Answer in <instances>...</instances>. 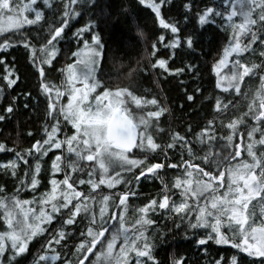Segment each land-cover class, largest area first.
Wrapping results in <instances>:
<instances>
[{"label": "trees", "instance_id": "16d2710c", "mask_svg": "<svg viewBox=\"0 0 264 264\" xmlns=\"http://www.w3.org/2000/svg\"><path fill=\"white\" fill-rule=\"evenodd\" d=\"M150 2L151 0H146L145 3L140 4L139 0H76V4L69 6L77 14L70 15L68 26L64 28L61 37L54 41L56 55L52 57L51 64H41L40 60L46 58L47 52L52 49L49 47L45 53H41L40 49L46 45L47 39L51 38L49 29L60 27L64 4L69 3V0H48L47 5L44 0H40L35 5L43 13V19L40 22L28 25L21 30L0 33V44L7 39L11 45L0 48V116L5 117L4 120H0V144L5 146L0 152V199L8 202L15 196L20 201H28L32 207L39 210V201L44 198V195L52 192L51 181H62L65 173L70 172L65 165L75 157L67 151V146L62 144L61 148L57 149L43 145V140L48 139L46 130L50 132L52 125L57 124V121H59V131L53 139L63 141L74 134L75 129L59 114V105H66L68 102L64 70L68 64H75L77 61V56H73V53H79L85 49V42L89 47L93 46L92 36L98 35L103 45V57L98 63L95 75L102 87H98L93 96L99 95L106 86L109 89L127 87L137 96L145 99L156 98L168 111L159 118L158 125L154 118L151 120L149 134L153 136L156 143L165 145L171 142L169 135L172 132H178L180 136L191 141L194 155L190 158L188 153L182 152L179 146L167 149L164 153L160 150L149 153L146 160L144 155H132L134 159L145 160L148 165L162 163L164 167L145 176H140L141 166L133 168L131 172L127 171L126 166L123 169L119 168L110 177L116 180L114 175L120 170L118 175L123 178V181L115 183L112 189L103 187L97 188L98 190H92L87 183L83 185L78 183L79 180L88 181L89 179L99 182L101 178V173L94 172L95 167H92V162L80 161L79 170L70 173L69 182L77 181L74 187L85 195L91 194L95 198L110 195V201L114 203L113 207L116 210L115 214L119 216L123 211L124 223L129 226V233L132 231L130 225L140 218L139 209L149 204L151 200H156L157 205L147 213V219L154 223L146 226L143 231L154 245L152 254L158 264H175L177 260H181L183 264H216L217 261H220V264H230L233 256H245V264H249L252 260L258 261L259 258L247 257L232 246L234 242H238V239L227 244H217L214 239L207 240L209 234L214 235L211 227H189V221L196 223L197 200L203 205L210 199V193L204 192L199 198L185 197L183 189L175 188L174 182L177 177L186 178L184 174L187 166L181 163L182 160L199 164L204 171H212L216 174L214 167L210 169L200 160L206 152H211L213 158L217 154L220 157H226L232 152L233 146L238 145L240 157L230 160L224 167L234 166L240 162H252L246 151L247 144L251 142L247 132L253 127L264 131V123L254 120L251 114H244L249 113L248 105L252 103L256 90L260 86L259 78L254 76L249 79L246 76L241 83L239 94L232 89L225 91L224 87H217V81L221 76L231 75L230 69L235 61L249 64V66L251 63L261 64L264 61V57L260 56V53L264 52V44H262L264 27L257 24L252 29L257 40L246 52L229 55L226 58V66H222L218 74L214 71V66L224 57V50L236 42L233 25L240 23L237 22L240 19L239 16L228 19L225 10L230 9V4L226 0H169L161 7V16L166 22L178 27L179 32L173 34L170 29L160 25L155 12L150 7ZM185 4H190L191 7L185 8ZM206 7H212L225 14L214 16L208 22L201 24L198 14ZM256 11L258 12V9ZM255 16L256 12L253 18ZM80 29L84 31L77 35ZM161 35L165 37L163 44L157 42ZM186 37H192L191 47L186 44ZM177 38L180 40L177 47L164 46ZM249 40V35L242 34L239 37L241 47L248 45ZM26 43L29 47L25 46ZM154 43H156L155 55L152 54ZM32 48L36 49L35 63L32 58ZM157 59L167 60L169 71L152 68L151 65ZM39 67L44 68V77L40 76ZM177 68H182L184 71L179 75L170 74L172 69ZM10 72L13 74L10 78L17 79V83L7 87L8 81L4 77ZM41 82L53 86L51 94L41 89ZM221 84L226 87L227 79L221 81ZM56 89L64 94L49 115L47 107L49 98L51 97V100L55 102ZM187 95L193 96V100H187ZM217 99L222 104L228 105L227 111L216 110ZM131 104L129 100V109L136 118L145 115L147 111L156 110L155 106L138 108ZM258 105L257 99L254 110L258 109ZM9 106L13 108L11 113L5 111ZM241 118L243 123L237 126L233 141L226 142L223 138L230 133L222 125H227L232 119ZM210 120L214 121V131L210 133L214 139L209 143L205 138V143L200 144L197 142L196 134L200 133ZM157 127L165 131L158 132ZM261 131L254 133L255 140L260 139ZM37 141L41 142L42 151L24 155L25 151L31 149ZM253 150L259 156L264 153V146L257 143ZM132 151L138 153L136 149ZM17 153L24 156V160H18ZM57 156L61 157L59 172L52 169V163ZM24 161H27V164ZM11 162L16 163L15 176L12 175V169L5 168ZM37 163L40 165V171L35 173L38 183L33 187L31 175ZM170 164L177 167H168ZM137 176H139L138 181L135 180ZM192 178L204 179L195 171ZM126 181L131 182L126 183ZM62 189L65 190V188ZM226 190L227 179L215 195L222 196ZM125 192L134 193V195L128 196L126 207L121 209L118 207L119 196ZM163 195L168 196L166 208L159 207ZM60 198L61 195L57 200ZM185 200H187L188 209L181 213L172 210L173 205H179ZM72 206L69 205V208ZM46 211L50 212V207L46 208ZM4 213V208H0V233L8 231ZM68 216L67 210L57 213L52 224L43 225L45 232L29 242V250L23 254L24 258L16 257L11 264H16V260H19L20 264H32L33 257L41 251L42 245L51 239L53 231L60 229L61 217L66 220ZM109 216L104 218L109 227L118 223L117 220L109 219ZM96 219L100 222V216H96ZM92 226L89 217L82 212L76 217L74 225H64L62 230L66 235L60 244L53 242L51 249L48 250L49 256L53 252H59L60 260L67 259L71 264H76L77 259L83 256L77 251L75 245H78L82 239L87 240V229ZM139 227L137 225V228ZM234 231L235 229L230 228L227 223L221 225V232L226 236L231 237ZM121 238L123 240V234ZM201 239L207 240V243L199 244L198 241ZM5 244V252L0 254V264H10V257L13 255L11 242L6 241ZM121 244L116 246L114 255L119 253ZM99 250L98 244L93 252ZM130 254L132 259L129 264H135V254ZM86 255L89 260L85 261V264L96 260V256L92 253H86ZM60 260L49 259L47 264H60ZM141 264H152V261L141 258Z\"/></svg>", "mask_w": 264, "mask_h": 264}, {"label": "snow or ice", "instance_id": "6c2138e0", "mask_svg": "<svg viewBox=\"0 0 264 264\" xmlns=\"http://www.w3.org/2000/svg\"><path fill=\"white\" fill-rule=\"evenodd\" d=\"M45 4H48V0H44ZM146 0H139L140 4L145 3ZM169 0H151L150 7L156 14L160 25L165 29H170L171 33L176 34L179 32L178 27L175 24L168 23L161 16V7ZM230 4V9H226L228 19L239 16L241 22L238 25H233V29L236 33V42L229 48L224 50V57H222L217 65L214 66V71L218 74L222 66H226V58L232 53L239 55L246 52L248 48L257 40L256 34L252 31L254 27L259 24L264 27V0H226ZM36 0H28V3H21L20 0H0V32H7L9 30H20L25 24L34 25L43 19V13L37 7H35ZM70 4H76V0H69V3L64 4V11L60 20V27L50 28V39H47L46 45H43L40 49L41 53L47 52L50 47L52 50L47 52L46 58L40 60L41 64H51L52 57L56 55V49L54 41H57L61 37V33L64 28L68 26L70 15H76L74 9H70ZM185 8H190V4H185ZM258 9V12L256 11ZM33 12L34 17L29 19L25 12ZM256 12L255 18L253 14ZM225 13L215 10L212 7H206L200 14L198 19L201 24L208 22L214 16H221ZM84 30L77 31V35L82 34ZM249 35V44L241 47L239 37ZM143 35V32H141ZM165 37L163 35L158 37V43L163 44ZM93 46L89 47L85 42V49L80 53H73V56H78L79 59L75 64H68L66 69V84L65 91L68 93V102L66 105H59V114L64 117V120L71 124L75 129L74 134L66 137L65 140L53 139L56 132L59 131V121L57 124L52 125L50 132L46 130L48 139L43 140V145H49L50 147L60 149L62 144L67 146V151L75 157L70 160L65 167L70 170L66 172L64 179L59 182V185L65 187V191L61 193L60 200H57L58 182L52 180L53 185L52 192L46 194L45 198L39 201L40 207L37 212L36 209L31 207H25L29 202L20 201L11 197L8 202L0 199V208L5 210V221L8 225V231L0 233V254L5 252L6 241L11 242L12 257H10V264L16 257L24 258L26 252H28L29 242L34 237L45 232V228L41 225H50L53 220L56 219V214L62 210H67L69 216L66 220L61 217L60 229L54 230L51 239L46 244L42 245L41 251L37 253L32 259V264H47L48 260L57 261L60 260V253L53 252L50 256L48 250L51 249L53 242L60 244V241L64 239L66 233L62 230L64 225H74L76 223V217L82 212L90 219L92 227L87 229V240L82 239L78 245H75L77 251L81 252L83 258H79L76 264H85V261L89 260L86 253H92L96 256L95 261H90V264H129V253H134L136 260L135 264H141V258H146L148 261H152V264H158L152 254L154 245L145 235L143 229L153 224L152 220L147 219V213L150 209H153L157 205L156 200H151L149 204L139 209L140 218L135 220L134 224L130 227L133 230V234L129 236V226L124 223L123 211L117 216L112 213L109 219L117 220L118 223L109 227L107 220L104 219V213L107 209V203L109 202L108 196L102 197V206L100 207L99 216L100 222H97L96 213L94 209L90 208V203H94L95 197L91 194L85 195L84 193L77 191L74 184L77 181L69 182L71 172L79 170L80 161L94 162L93 167L98 168L101 173L99 182H95L92 179L88 181L79 180L78 183L83 185L85 183L91 186L92 190L97 189L102 184H108L109 187H113L114 183H119L120 180H112L111 177H107L110 167H121L122 169L127 167V171L131 172L133 168L141 166L140 176L151 174L164 167L162 163L146 164L145 160L149 153L160 150L161 153L166 152L167 149H173L179 146L181 151H186L191 158L194 155L191 141L180 136L178 132H172L169 135L171 142L161 145L155 142L153 136L149 134V127L151 120L154 118L157 125L159 118L168 111L166 107H162L156 98L145 99L144 97L135 95L129 88H115L109 89L104 86V90L96 95L94 101H90V95L96 92L98 87H102L100 81L96 79V68L99 61L103 57V45L100 43V37L98 35L92 36ZM186 44L191 47L193 43L192 37L185 38ZM180 44V40L170 41L165 47L175 48ZM264 44V42H262ZM8 40L5 39L4 43L0 44V48L10 47ZM26 47L29 45L26 43ZM153 55H155L156 43L152 45ZM32 58L36 61V49L32 48ZM261 57H264V52L260 53ZM152 68H160L165 71H169L168 62L164 59H157ZM184 69L177 68L172 69L170 74L179 75ZM231 75L228 77L221 76L217 81V87H224L225 91L228 89L234 90L235 93H241V83L247 76L252 79L254 76H258L260 86L256 90V95L253 98L252 103L248 105L249 113L252 118L260 123H264V61L261 64L251 63L241 64L239 61H235L231 66ZM39 74L44 77L45 72L43 67H39ZM131 75V73H129ZM13 74L10 72L4 77L8 81L7 87L17 83V79L10 78ZM227 79V86L221 84V81ZM77 83H80V87H77ZM41 89L48 94L53 91V86L41 82ZM64 93L59 89H56L55 102L49 98L48 110L51 115V110L57 107L60 97ZM246 95V93H244ZM259 100L258 109L254 110V104L256 100ZM129 100L132 104L138 108L142 106H155V111H147L145 115L137 118L133 117L131 110L129 109ZM187 100L192 101L193 96L187 95ZM216 110L227 111L228 105L222 104V102L216 100ZM7 113H11L13 108L11 106L5 109ZM4 116H0V120H4ZM241 119H232L227 125H222L229 130V135L224 137L226 142L231 143L233 141V135L237 133V126L242 124ZM214 121H208L205 128L201 130L197 135V142L200 144L205 143V138L208 142L214 139L210 135L213 128ZM141 128L143 130H141ZM158 132H164L165 130L157 127ZM261 131L260 129L253 127L247 132V136L250 143L246 146L248 156L251 158V163L240 162L234 166L228 165L230 160H236L240 157L241 152L238 145L233 146V150L226 157H220L219 154L215 158L211 152H206L205 155L200 157V160L208 168H215L216 174L212 171H204L199 164H191L187 160H182L181 163L186 165L185 179L177 177L174 182V187L177 189H183V195L185 197L199 198L204 192L210 193V199H208L203 205L199 204L197 200V215L196 223L189 221V227L198 228L201 226H209L213 230V234H209L207 240H215L217 244H227L232 241L233 247L238 249L240 253L246 254L247 257L259 258V260H252L249 264H264V220H261L259 224L256 223L254 201H264V153L257 156L253 150L255 144L264 146V131H261L260 139L257 141L254 139V133ZM4 145L0 144V150L4 149ZM133 149L138 150V153H133ZM42 151L41 142L37 141L32 145L31 149L25 151L24 155H32L33 152L40 153ZM144 155L145 160L132 159V155ZM18 160H24V156L17 153ZM61 157L57 156L52 163V169L55 172L61 171L60 162ZM27 164V161H24ZM168 167L175 168L177 165L170 164ZM5 168L12 169V175L15 176L16 163L11 162L5 166ZM40 171V165H35L33 174L31 175V186H35L38 181L35 177V173ZM193 171H195L199 177L204 179H193ZM91 175V173H89ZM225 179H227V190L222 196L215 195L217 190L224 186ZM135 180H139V176L135 177ZM131 181H126L130 183ZM134 193L125 192L119 196V205L121 209L126 207V201L128 196ZM73 200L77 202L73 204ZM69 205H73L69 208ZM250 205L252 207L250 208ZM50 207L51 211H46V208ZM160 208L168 207V196L163 195L162 200L159 202ZM187 200L179 205H173L172 210L181 213L185 209H188ZM191 210V209H189ZM261 213L264 214V208L261 209ZM31 221V222H30ZM227 223L230 228H234L235 231L231 237L224 235L221 232V225ZM137 225L140 227L137 228ZM94 228L96 229L94 231ZM109 233L110 235H106ZM123 234V243L120 245L119 253L114 255V248L116 242ZM84 234H82L83 236ZM207 240L201 239L199 244L204 245ZM138 241L140 242L138 244ZM100 245L98 252H93V249ZM245 256H233L230 260V264H245ZM16 264H20L19 260H16ZM60 264H71L67 259L60 260ZM175 264H183L181 260L175 261ZM216 264H220L217 261Z\"/></svg>", "mask_w": 264, "mask_h": 264}, {"label": "rangeland", "instance_id": "374dc122", "mask_svg": "<svg viewBox=\"0 0 264 264\" xmlns=\"http://www.w3.org/2000/svg\"><path fill=\"white\" fill-rule=\"evenodd\" d=\"M40 0H36V4L39 2ZM20 2L21 3H28V0H20ZM35 4V5H36ZM36 7V6H35ZM24 15H27L28 16V18L29 19H31V18H33L34 17V13L33 12H25L24 13ZM237 22H241V18L239 19V21H237ZM26 26H28V24H25L21 29H23L24 27H26ZM20 29V30H21ZM10 31H14V30H9V31H7V32H10ZM7 32H0V33H7ZM84 49H82L80 52H82ZM79 52V53H80ZM79 59V57L77 56V60ZM77 87H80L81 85H80V83H77V85H76ZM94 95V93H92L91 95H90V101L89 102H92V101H94V98H95V96H93ZM133 104H131V106H132ZM132 109L134 108V107H131ZM133 114V113H132ZM133 117L134 118H136L135 117V115H133ZM2 150H0V152H1ZM130 158H132V159H134L132 156L130 157ZM94 164V162H92V165ZM93 167V166H92ZM119 168H121V167H110L109 168V172H108V174H107V176L105 177V178H107V177H110V175L114 172V171H116L117 169H119ZM122 170V169H121ZM119 171L120 170H118V172L114 175L115 176V179H119L120 180V182L119 183H121L122 181H123V178H120L119 177V175H118V173H119ZM94 172L95 173H100V170L98 169V168H95L94 169ZM113 181H115V180H113ZM58 182V185H59V180L57 181ZM115 184V183H114ZM109 188V189H112V187H109L108 185L107 186H99L98 187V189H100V188ZM62 188H65L63 185H59L58 186V189H57V198L60 196V194L61 193H63L65 190H63ZM97 189V190H98ZM45 196L46 195H44V198H45ZM104 196H108L109 197V202L107 203V209H106V211H105V213H104V218L105 217H107V216H109V214L111 215L112 213H115L116 212V210L114 209V203L112 202V201H110V195H104ZM102 197L103 196H101L100 198H95V201H94V203H90V205H89V207L90 208H92V209H94V211H95V213H96V216H99V211H100V207L102 206ZM77 201L76 200H73V203H76ZM254 204H256V207H255V217H254V219L256 220V223L257 224H259L260 222H261V220H264V214H262L261 213V209L262 208H264V201H254L253 202ZM25 207H31V208H33V209H35L34 207H32L29 203L25 206ZM252 207V205H250V208ZM37 210V209H36ZM39 210H37V212H38ZM31 222V221H30ZM42 227H43V225H41ZM133 234V230L129 233V236H131ZM106 235H110L109 233H106ZM122 236V235H121ZM119 243H123V240H122V238L120 237V239H118L117 240V242H116V246L119 244ZM116 246H115V248H114V253L116 252ZM131 259H132V256H131V254L129 255V262L131 261Z\"/></svg>", "mask_w": 264, "mask_h": 264}, {"label": "water", "instance_id": "95a60500", "mask_svg": "<svg viewBox=\"0 0 264 264\" xmlns=\"http://www.w3.org/2000/svg\"><path fill=\"white\" fill-rule=\"evenodd\" d=\"M134 150V149H133Z\"/></svg>", "mask_w": 264, "mask_h": 264}]
</instances>
